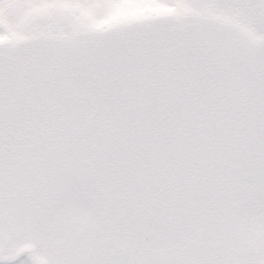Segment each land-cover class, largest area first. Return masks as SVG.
<instances>
[{
    "label": "snow or ice",
    "instance_id": "6c2138e0",
    "mask_svg": "<svg viewBox=\"0 0 264 264\" xmlns=\"http://www.w3.org/2000/svg\"><path fill=\"white\" fill-rule=\"evenodd\" d=\"M0 264H264V0H0Z\"/></svg>",
    "mask_w": 264,
    "mask_h": 264
}]
</instances>
